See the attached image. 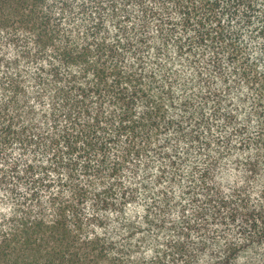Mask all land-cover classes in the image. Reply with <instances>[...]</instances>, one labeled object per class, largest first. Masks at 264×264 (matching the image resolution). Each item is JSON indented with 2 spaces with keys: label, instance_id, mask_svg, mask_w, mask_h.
I'll use <instances>...</instances> for the list:
<instances>
[{
  "label": "trees",
  "instance_id": "trees-1",
  "mask_svg": "<svg viewBox=\"0 0 264 264\" xmlns=\"http://www.w3.org/2000/svg\"><path fill=\"white\" fill-rule=\"evenodd\" d=\"M0 264H264V0H0Z\"/></svg>",
  "mask_w": 264,
  "mask_h": 264
}]
</instances>
